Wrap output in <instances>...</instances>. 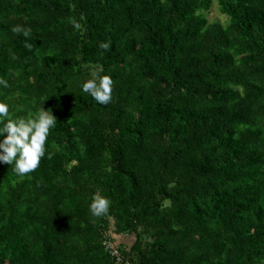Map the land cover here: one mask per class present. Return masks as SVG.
I'll return each mask as SVG.
<instances>
[{"label":"trees","instance_id":"16d2710c","mask_svg":"<svg viewBox=\"0 0 264 264\" xmlns=\"http://www.w3.org/2000/svg\"><path fill=\"white\" fill-rule=\"evenodd\" d=\"M0 78L56 117L35 171L0 163V264H264V0H0Z\"/></svg>","mask_w":264,"mask_h":264},{"label":"clouds","instance_id":"9594fccd","mask_svg":"<svg viewBox=\"0 0 264 264\" xmlns=\"http://www.w3.org/2000/svg\"><path fill=\"white\" fill-rule=\"evenodd\" d=\"M73 27L80 28L77 21ZM12 31L28 36L29 30L22 25H13ZM31 47V44H27ZM108 42H101L100 47L109 48ZM114 81L102 68L91 72L90 77L81 82V90L88 93L97 103L106 105L112 99ZM0 86L7 87L8 82L0 78ZM56 117L47 110H41L28 118H12L9 105L0 101V163L12 165V170L19 176L35 171L45 155L46 141L50 130L55 126ZM110 200L99 193L93 195L88 207L91 214L100 217L108 213Z\"/></svg>","mask_w":264,"mask_h":264},{"label":"rangeland","instance_id":"374dc122","mask_svg":"<svg viewBox=\"0 0 264 264\" xmlns=\"http://www.w3.org/2000/svg\"><path fill=\"white\" fill-rule=\"evenodd\" d=\"M210 16H211V17L218 18V19H220L221 21H224V20L226 19L225 16L221 15V13H220V11H219L217 5H215V6L213 7V11L210 13ZM131 240H132V239H129V240H127V242H132Z\"/></svg>","mask_w":264,"mask_h":264}]
</instances>
